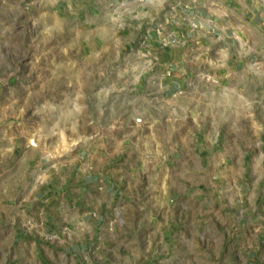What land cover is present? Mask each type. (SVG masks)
<instances>
[{"label":"rangeland","instance_id":"rangeland-1","mask_svg":"<svg viewBox=\"0 0 264 264\" xmlns=\"http://www.w3.org/2000/svg\"><path fill=\"white\" fill-rule=\"evenodd\" d=\"M73 2L0 0V143L14 164L2 185L15 197L0 202V264H264V202H174L169 233L163 226L151 240L147 226L138 228L149 214L133 202L89 204L85 226L74 209L61 208L75 169L86 161L101 169L102 137L122 133L119 90L136 63L103 56L137 54L85 44ZM177 151L182 163L186 154ZM213 171L195 174L190 189H216ZM21 187L28 202L20 201ZM157 213L161 222L166 214ZM134 229L143 232L139 240Z\"/></svg>","mask_w":264,"mask_h":264},{"label":"crops","instance_id":"crops-1","mask_svg":"<svg viewBox=\"0 0 264 264\" xmlns=\"http://www.w3.org/2000/svg\"><path fill=\"white\" fill-rule=\"evenodd\" d=\"M71 13L84 24L85 44L134 47L137 54L103 56L136 63L119 90L126 96L122 133L102 137L101 169L94 161L75 169L61 208L70 206L85 226L89 204L133 202L149 214L138 228L147 226L151 240L163 226L169 233L174 202H264V70L252 67H264V0H74ZM2 146L0 202H15L2 185L13 152ZM211 168L216 189L191 190L193 176ZM20 192L28 202V188ZM158 208L166 214L161 222L153 217ZM133 232L136 240L143 233Z\"/></svg>","mask_w":264,"mask_h":264},{"label":"built area","instance_id":"built-area-1","mask_svg":"<svg viewBox=\"0 0 264 264\" xmlns=\"http://www.w3.org/2000/svg\"><path fill=\"white\" fill-rule=\"evenodd\" d=\"M198 25H199V21H198V19H196L194 22H192V23L190 24V26H191L192 28H197ZM252 67H253L255 70H264V67H263L262 69H260L259 63H257V62H254V63L252 64Z\"/></svg>","mask_w":264,"mask_h":264}]
</instances>
